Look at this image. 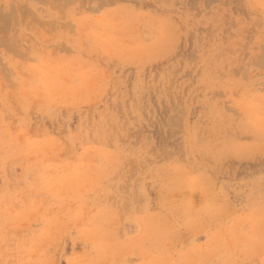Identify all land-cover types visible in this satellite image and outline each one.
<instances>
[{
    "label": "rangeland",
    "instance_id": "rangeland-1",
    "mask_svg": "<svg viewBox=\"0 0 264 264\" xmlns=\"http://www.w3.org/2000/svg\"><path fill=\"white\" fill-rule=\"evenodd\" d=\"M0 264H264V0H0Z\"/></svg>",
    "mask_w": 264,
    "mask_h": 264
}]
</instances>
